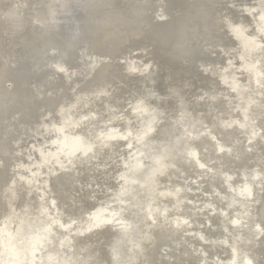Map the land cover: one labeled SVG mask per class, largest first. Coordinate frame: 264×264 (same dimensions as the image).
<instances>
[{
  "label": "bare ground",
  "instance_id": "6f19581e",
  "mask_svg": "<svg viewBox=\"0 0 264 264\" xmlns=\"http://www.w3.org/2000/svg\"><path fill=\"white\" fill-rule=\"evenodd\" d=\"M221 2L0 0V231L57 218L71 231L57 224L50 239L59 250L67 237L69 254L110 241L144 264L264 262V89L259 66L249 71L259 56L244 59L264 20L251 11L260 0L230 11ZM222 15L239 31H222ZM145 47L147 79L121 66ZM169 86L178 98L158 120L167 137L138 142L151 117L124 110L137 88ZM122 126L132 137L109 141ZM125 188L136 207L116 199ZM114 212L132 224L127 234L119 224L87 231Z\"/></svg>",
  "mask_w": 264,
  "mask_h": 264
},
{
  "label": "snow or ice",
  "instance_id": "6c2138e0",
  "mask_svg": "<svg viewBox=\"0 0 264 264\" xmlns=\"http://www.w3.org/2000/svg\"><path fill=\"white\" fill-rule=\"evenodd\" d=\"M240 0H222L220 7L226 10H231L235 7ZM253 16H260L261 20H264V0H260V5L258 8L252 9ZM234 19H229L227 15H222L221 23L219 27L222 31L227 32L231 30L232 32H238L239 29L234 27ZM251 39L245 44L246 56L244 59L250 60L255 58L252 56L253 53H256L259 56L256 64H251L249 71L253 72L257 69V66L260 68L259 76L257 83L262 89H264V25H261L257 29V33L253 35L249 33ZM222 41V38H221ZM210 46L211 52L209 55H220V52L216 50V42L213 40H206ZM139 47V45H134ZM129 56L132 55L131 48H128ZM122 54V53H121ZM109 62L113 59L111 53L107 54ZM187 59V57H185ZM194 59H203L202 57H196ZM204 64H207L206 59L203 60ZM231 62V61H230ZM153 63H150L148 60V49L145 47L144 56L137 57V60L133 61L126 57L122 62L121 66L126 65L130 73H141L142 77L147 79L152 76V67ZM101 67L106 65L101 62ZM95 67V65H94ZM63 70V69H61ZM205 71L208 69L205 68ZM135 78V77H133ZM102 94H109L107 89L102 90ZM169 97H177V90L173 86H169L167 91L158 92L154 89H146L144 91L137 88L136 94L132 96V100H135V103L129 101L128 108L124 110V115L128 116L129 112L136 114L141 118L145 117V113L148 114L151 118L148 119L147 124L142 129H136V139L137 141H143L145 144L149 140L153 139H164L168 135V124L166 121L158 123L159 117L166 115L168 109L165 108V100ZM159 100V103H157ZM169 105H171V100H168ZM159 109H164L163 112L158 111ZM131 120V117H129ZM120 130H114L116 134H109L107 139L117 140L123 139L127 142L133 135V132H128L126 135H121ZM150 133L152 135H150ZM129 149L133 147L132 144L128 145ZM92 152V148L89 147L85 151V156L88 157L89 153ZM95 155V153H92ZM90 158V157H89ZM125 167H128L126 164ZM203 167V165H201ZM123 178V176H122ZM15 183V182H14ZM124 187V186H122ZM128 198V202L132 207H136L133 204L131 193L125 188L122 196L116 197L121 203H123V197ZM54 207H58V204L55 200L52 202ZM121 211H127V209H122ZM125 219L117 216L114 212L112 217L104 216L103 218H98L93 220L89 219V227L87 231L92 235H97L102 231H107V228L114 224H119L121 230L124 234H127L130 229L133 227L131 223H126ZM153 223H157L156 219H152ZM73 224H76V221H72ZM59 224L60 228L65 229V231L70 232L71 226L64 223H60L57 218H51L50 222L42 221L40 226L35 229L24 230L22 227L17 229L15 233L0 231V264H35V259L37 254H40L41 264H144V261L135 262L131 257L127 259L124 258V254L121 251L119 242L111 243L110 241H105L104 244L100 246L99 251L95 247H83L76 250H72L69 254L70 249H74L75 246L70 242L65 243V240L60 241V249L57 250L53 244L50 237L54 236L56 233V225ZM96 230V231H94ZM63 235V233H60ZM87 240H91V235L86 237ZM262 239H264V226H262ZM52 244L51 248L46 247V245ZM110 245V248H109ZM47 253V260L44 259V254ZM29 256L32 259H29ZM251 264V262H249ZM264 264V262H262Z\"/></svg>",
  "mask_w": 264,
  "mask_h": 264
}]
</instances>
